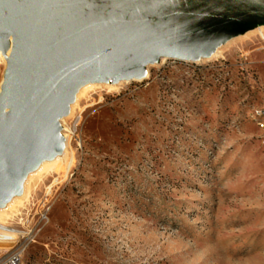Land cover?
Returning a JSON list of instances; mask_svg holds the SVG:
<instances>
[{"label": "rangeland", "instance_id": "374dc122", "mask_svg": "<svg viewBox=\"0 0 264 264\" xmlns=\"http://www.w3.org/2000/svg\"><path fill=\"white\" fill-rule=\"evenodd\" d=\"M263 37L213 61L160 60L71 113L74 100L59 122L63 170L0 210L30 236L25 263L264 264V146L250 118L264 108ZM19 241L0 234V250Z\"/></svg>", "mask_w": 264, "mask_h": 264}, {"label": "water", "instance_id": "95a60500", "mask_svg": "<svg viewBox=\"0 0 264 264\" xmlns=\"http://www.w3.org/2000/svg\"><path fill=\"white\" fill-rule=\"evenodd\" d=\"M264 23V0H0V205L58 151L76 84L144 79L161 59L195 62Z\"/></svg>", "mask_w": 264, "mask_h": 264}, {"label": "bare ground", "instance_id": "6f19581e", "mask_svg": "<svg viewBox=\"0 0 264 264\" xmlns=\"http://www.w3.org/2000/svg\"><path fill=\"white\" fill-rule=\"evenodd\" d=\"M255 33H258L262 37L264 36V23L261 25L253 26L252 28L245 30L243 32H239L237 34L229 36L225 40V42H223V44H219L216 47H214L211 50V53L209 55L197 58V60L194 63H202L205 61L208 62V61H213L217 58H220L221 55L223 54V50L225 48H227L228 46H231V44H233V43L235 44L236 41H239L241 39H249ZM12 47H13V43H12V39H10L9 48H8L7 53L4 54L3 51L0 50V65L5 66V63L7 64V59L10 57ZM165 60H167V59H165V58L161 59V61H165ZM146 70H147V73H146L145 78L140 79V80L123 79V80H119V81H116V80L86 81L83 83L76 84L75 89H74V95H75L74 100H75V102H74L73 106L71 107V113L75 109L74 107L77 106V104L79 103V101L82 98L86 97L87 95L89 96L90 93L95 92L97 89H105L109 92H112V91H116L118 89V87L121 86V84H123V83H129L132 81H144L145 79H147L149 77L148 66H147ZM2 93L3 92L0 91V95ZM66 117H67V114L59 116V118L57 119V123H59L60 121L63 123V121ZM250 118H251L252 122L255 124L258 131H259V124L262 128H264V113L259 112L258 107H255L251 110ZM65 131H68V130L66 129ZM62 135L65 138V144L63 145L62 143H60V147H59L57 153L52 158H44V157L40 158L35 166H33L32 168H30L29 170L24 172V175L26 178H25V181L23 182V185H22V187L24 189L23 195H20V196L19 195H14V196L12 195L11 198L9 199L8 203L5 206H3V208H0V210L6 209L9 206V204L13 201L11 203L12 206L11 207L9 206V208H10L9 213L17 212L19 210L18 206L21 205V200L27 194V191L25 193V184L28 187L29 183L31 181L33 182V180L35 181L36 179H38V181H39L43 178H46L47 176L50 177L51 175H53V173L59 174L63 170L62 159L64 158L66 160L68 158L69 136L67 135V133H64ZM259 139L261 141V144L264 146V137L262 135H260ZM33 185H35V184H33ZM24 194H25V196H24ZM21 197H23V198H21ZM17 200H18V202L15 203V201H17ZM15 227H16V225L15 224L13 225V224L7 222V220L4 219V216L0 217V234L16 236V234H18V233L14 229Z\"/></svg>", "mask_w": 264, "mask_h": 264}, {"label": "built area", "instance_id": "2783aa9c", "mask_svg": "<svg viewBox=\"0 0 264 264\" xmlns=\"http://www.w3.org/2000/svg\"><path fill=\"white\" fill-rule=\"evenodd\" d=\"M259 112L264 113V108L258 107ZM259 135L264 137V128L259 124ZM47 220V217L44 213H40V221ZM20 236L21 241L17 247L12 251L0 250V264H26L24 261V252L29 245L30 236L26 233L17 234Z\"/></svg>", "mask_w": 264, "mask_h": 264}]
</instances>
